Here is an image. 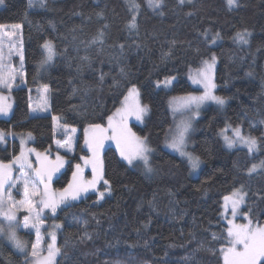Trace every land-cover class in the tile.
<instances>
[{
    "label": "trees",
    "instance_id": "16d2710c",
    "mask_svg": "<svg viewBox=\"0 0 264 264\" xmlns=\"http://www.w3.org/2000/svg\"><path fill=\"white\" fill-rule=\"evenodd\" d=\"M134 2L137 10L131 0H46L33 9L29 0H4L0 25H22L26 84L13 90L11 116L0 118V130L11 134L0 142V160L20 153L16 133H31L36 149L57 152L58 116L81 130L73 161L54 180L55 188H67L74 161L90 156L84 128L106 126L135 86L148 113L131 129L153 150L151 171L104 146L111 195L100 201L92 193L50 218L61 224L57 264H225L231 216L224 198L246 193L239 222L264 225V0H237L235 8L227 0H162L157 8ZM245 32L243 43L237 34ZM48 40L56 57L40 73ZM213 56L215 90L225 103L205 109L197 122L192 149L202 167L193 176L186 159L164 147L173 124L169 98L200 91L193 78ZM166 78L170 89L158 86ZM43 85L51 113L31 117V93ZM227 127L255 138L256 150L226 147L220 132ZM0 243V264H27L31 250L21 254Z\"/></svg>",
    "mask_w": 264,
    "mask_h": 264
},
{
    "label": "snow or ice",
    "instance_id": "6c2138e0",
    "mask_svg": "<svg viewBox=\"0 0 264 264\" xmlns=\"http://www.w3.org/2000/svg\"><path fill=\"white\" fill-rule=\"evenodd\" d=\"M149 7L157 8L162 3V0H147ZM183 2V0H181ZM228 5L234 6L236 4V0H227ZM4 0H0V4H3ZM46 0H29V6L32 7L34 4H38L40 7H44ZM131 7L133 10H137L139 5L131 0ZM17 29L20 25L15 26ZM130 28H135V16L132 17V21L129 25ZM247 33H238L237 36L240 40L245 41ZM246 42V41H245ZM46 49L47 55L43 61H41V66L50 62L54 56L55 51L50 42H46L44 45ZM11 55V53H9ZM21 67H23V55H20ZM3 52L0 50V69L3 68ZM215 64V56L212 57L211 62H204V69L197 72L196 77L193 78L194 83L202 84L204 87V92L202 95H191L189 94L186 97L179 98L182 101L181 106L186 109H194V115H198V110L202 104L207 101H215L218 104L223 105L225 103V99L223 97H219L213 94V89L216 85L212 82V69ZM21 75H23L21 73ZM14 77L9 74V80ZM159 83V82H158ZM165 84L171 83L170 78H166L164 81ZM0 84L11 88V84L7 83L3 75L0 74ZM48 89L45 87L44 92L47 93ZM131 94H138L135 86L130 90ZM127 99V97L125 98ZM176 99V98H174ZM46 106L45 103L41 104L39 107L42 109ZM10 106H2L0 105V112L6 113ZM147 111V106L140 108L137 106L135 109H117V114L121 117L120 124L114 126L113 125V117H108L109 127L113 129L116 133L112 137H103L93 136L92 140H85V144L92 150V157L85 158V165L91 164L93 171V179L87 182L82 180H77L78 175L82 172L81 166L77 164L76 172H73V181L76 183H70L67 188L62 190L59 196H55L50 190V181L55 172L59 171L61 167H63L65 160L64 157H61L57 154L56 163L53 165L51 161H49L47 156H42L40 153H37V159L40 161V167L33 169L31 161L28 159V154L22 149L20 155L15 157L11 164L5 165L0 162V235H4L8 240L12 241L14 245L23 250L25 248V244L17 237L15 228L19 226L16 221V211L17 205L13 204L11 193L5 191V186L14 187L16 184L23 185L24 197L20 203L21 205H26L27 211L31 213L30 216H25L23 219V227L25 229L35 228L37 232V236L39 237V215L40 213L33 210L32 197L38 196L40 197L39 203L43 206V208H50L52 212L56 211V208L59 204L63 203L65 200L71 198L76 199L81 193L87 192L89 188L95 189L96 184L103 179L102 174V164L99 160V150L103 146V140L105 138L116 140L117 147L120 149V155L123 156L129 165H132L134 161L139 160L143 162L147 171H151L149 166V157L148 153L151 151L145 141L139 137H136L134 133L131 132L130 129L127 128L126 118L128 115H135L136 119L139 120L141 118V113ZM54 120H58V117H53ZM92 127L96 132L103 134L106 129L102 128L101 125H92ZM191 127L190 121H182L180 125H177V131L172 136L170 142H168V147L180 152L182 156L188 158L192 169H196L199 167L200 159L199 157H194L191 153L185 152V136L188 129ZM74 131V130H73ZM226 130H222L223 132ZM233 137L224 136L225 142L228 147H233L236 143H242L247 145L249 152L256 150L257 141L255 138L246 137L242 135L240 128L232 129ZM6 133L0 130V141H4ZM31 137V133L28 134ZM23 143V141H22ZM59 143V142H58ZM65 145L71 149V137L67 141H65ZM62 147L64 145H61ZM29 152L35 151L34 149L28 150ZM13 164H19L21 169H27L29 171H22L21 176L18 179H13L11 175V168ZM99 165V168H98ZM264 167V162L260 165ZM257 166L253 165L252 169L249 171H254ZM31 173H34L31 174ZM12 182L9 184V182ZM107 185V181H104ZM42 184L43 190H38L36 185ZM246 193L237 190L233 193V197H225V202L227 206V202L231 199V210L232 216L235 217L237 215V210L240 205L244 203ZM5 196L7 197V202H5ZM104 193H100V197L102 198ZM5 203H7V210H5ZM7 224V231L5 230L4 224ZM232 224L233 222L230 220L228 222ZM228 237H230V243L232 247H229L225 254L226 264H264V227L257 226L256 228L251 227V221L248 225L241 226H233L227 229ZM53 244L48 246V256L45 258L47 264H51L54 256L59 252V249L54 247L55 243V235H52ZM236 245H242V250L238 251ZM32 257H39V252L37 251L36 245H33L32 248Z\"/></svg>",
    "mask_w": 264,
    "mask_h": 264
},
{
    "label": "rangeland",
    "instance_id": "374dc122",
    "mask_svg": "<svg viewBox=\"0 0 264 264\" xmlns=\"http://www.w3.org/2000/svg\"><path fill=\"white\" fill-rule=\"evenodd\" d=\"M190 1H192V0H183L184 3L190 2ZM227 4H228V2H227ZM236 5H237V0H236V4L234 6L230 7L228 5V7L229 8H235ZM2 7H4V3L0 4V8H2ZM31 8L41 9L42 7H40L38 4H34ZM16 25H20V24H2V25H0V50H2V52H3V62H2L3 68L0 69V74L3 75V78L7 83L11 84L10 89L8 87L4 86L3 84H0V93H1L0 95L2 97V106H10V107H8V110L6 113L0 112V118H3V119L9 118L12 114V109H13L14 105L12 107L10 102L12 101L15 104V99H14L12 88H16V87H19V86L26 84V70H25V61H24V40H23V33H22V25H20V27L18 29L15 27ZM248 38H249V35L247 34L245 37L246 42H247ZM238 40L245 43V41H242L239 38H238ZM46 42H50L52 44L54 51H55V56L50 62L44 64L43 66H41V63H40V65H39L40 73H44L45 71H47L51 67V65L53 64L55 57H56V50H55L53 42L49 41V40ZM45 43H44V45H45ZM43 50H44V59H45L47 52H46V49L44 48V46H43ZM9 53H11V55H9ZM21 54L23 55V67H21V60H20ZM21 73L23 75H21ZM9 74H11L14 78L9 80ZM172 82H173L172 79H171V83H168V84H165L164 82H160L158 84V86L164 87L165 89H170L172 86ZM212 82L214 83L213 75H212ZM196 86L200 88V91H195V92H191V93L184 94V95H171L170 96L169 104H170V108L172 110L173 124H172L171 129L168 132V135H167L165 143H164L165 149H167V150L171 151L172 153H175V154L186 159V161L188 162V164L191 168V173L193 176H196L198 174L199 170L202 167V161L200 160L199 167L194 170V169H192L191 164H190L187 157L182 156L180 154V152L168 147L167 145H168V142H170L172 136L176 133L177 125H180L182 121H190L191 127L188 129L186 136H185L184 151L191 153L194 157H198L192 149L193 144H194L193 135H194V132L196 130L197 122H198L199 118L202 116L203 111L205 109H207L211 106L220 108V107H222V105L216 103L215 101H207L200 106V108L198 110V115H194V109H186V108L182 107L181 106L182 101L179 98L186 97L189 94L197 95V96L203 94V92H204L203 85L202 84H196ZM45 87H47V89H48L47 93L44 92ZM135 88L137 89L138 94H131V95L129 94V100L126 102V104L124 106L125 109L131 110V109H135L137 106H139L140 108H143L146 106L142 101L139 89L137 87H135ZM213 94L216 96H219L217 94L215 88L213 89ZM174 98H176V99H174ZM45 99H46V106L42 109L39 106L41 104L45 103ZM30 102L32 103V111L33 112H35L36 110H39L40 113H44V112L47 113L48 111L51 113L49 87L46 85H43V86L35 88L33 90V92L31 93ZM116 113L111 116V117H113V125L114 126L120 124V122H121L120 115H118ZM147 113H148V108H147L146 112L141 113V118L139 120L136 119L135 115H128L127 116V118H126L127 128L130 129L131 132L135 134V136L137 134L133 131L134 129H131L132 124L143 125L146 121ZM56 117H58V116H56ZM90 126H92V125H88L84 128V141L86 139L92 140L93 136L102 135L103 137H112L113 135L116 134L113 131V129L109 127L108 123L106 126H102V128L106 129V131L103 134L96 132ZM232 129H234V128L227 127L225 129H223V130H226L223 132V134H222V131L220 132V137L222 138V141L226 147H228V146L225 142L224 136L227 135L228 137H233ZM80 132H81V130L78 127L62 124L60 122V118L58 120H54V134H55L54 147L56 148L57 152L55 151L54 153H52L53 155L50 154L49 152L40 151V150L36 149L35 146L32 145V141L30 139L32 136L31 137L28 136L29 133H16V134H13V136H12L13 138L17 139L20 142L21 150L23 149L26 152V154H28V159L31 161L33 169L40 167V161L37 159V156H36L37 153H40L42 156H47L49 161H51L53 165L57 162L56 161L57 154L61 157H64L65 163H64L63 167H61L59 169V171L54 173V175L52 176V179L50 181V190L57 197L62 192V190H64L65 188H55L54 187V180L58 176H60L66 170L68 164L71 161H73V159L71 157H73L77 152L78 141L80 139ZM10 135L11 134H6L4 141H0V142L6 143V139L8 137H10ZM69 137H71V149H69L68 146L65 145V141H67L69 139ZM246 137H248V136H246ZM22 141H23V143H22ZM61 145H64V146L62 147ZM106 145H114L117 147L116 140L109 139V138H105L103 140V146L99 150V160L102 164L103 179L100 180L96 184L95 189L89 188L87 192L81 193V195L78 196L74 200L71 198L65 200L63 203H61L57 206L55 212H52L50 208H43V206L39 203L40 197L34 196L31 198L32 204H33V210L40 213V215H39V221H40L39 237L37 236V232H36L35 228L30 227L28 229H25L22 226L24 217L26 215L31 217V213H29L27 211L26 205H21V203H20L22 200L25 199L24 191H23V185L22 184H16L14 187H9L8 185H6L5 191L11 193L12 202H13V204L17 205V208L15 209V211H16V221L18 222L19 226L15 228V231H16L17 237L25 244V248L23 250L18 249L14 245V243L12 241L8 240L4 235H0L1 242L9 245L16 252L21 253V254H28V252L31 250V252L29 253V255L27 257V264H47V261L45 260V258L48 256V246L50 244H53L52 235L54 234L55 235L54 247L56 249H59V252L54 256L51 264H57L58 257L60 254L59 231L61 228V224L59 222H57L56 220L50 219V218H54L61 208L65 207L71 203L78 202V201L86 198L88 195H90L92 193H96L98 195L100 201H104L107 197H109L111 195L110 183L108 182L107 185L104 183V181H107L105 178V174H104V161H103V148ZM239 146L240 147H242V146L247 147V145L238 142L233 147H228V148H235V147H239ZM85 147L89 150L90 156L81 155V160L80 161H74V165L76 166L77 164H79L81 166V169H82V172L78 175L77 180L78 181L82 180L84 182H87V181H90L93 179V171H92V165L91 164L85 165L84 159L85 158L90 159L92 157V150L86 144H85ZM30 149H34L35 151L29 152L28 150H30ZM152 151L153 150H151L148 153L150 168H151L150 154H152ZM19 155H20V153L17 156H19ZM14 158L11 161L0 160V162H2L5 165H8V164H11L13 162ZM132 166H136V167H139L140 169H142L143 171H147L143 162H141L139 160L134 161ZM98 168H99V165H98ZM22 171H29V170L21 169L19 164H13L12 168H11V175H12L13 179L20 178ZM76 171L77 170L75 167V172ZM31 174L34 175V173H31ZM11 183L12 182L10 181L9 184H11ZM70 183H76L75 181H73V177H72V180ZM36 187L38 190H41V191L43 190L42 184H37ZM236 191L237 190H235L234 192H236ZM101 192L104 193V196L102 198L100 197ZM233 193L231 195L232 197H233ZM5 202H7L6 196H5ZM244 202H245V199H244ZM242 205H240L239 209L241 208ZM239 209L237 210V215L235 217H233L232 216V210H231V204L227 203V206H226V203H225V212H227V213L230 212L229 213V215L231 216L230 220L233 222L232 224H229V227L248 225L249 224L250 221L239 222V219L241 218V216H240L241 213L239 212ZM5 210H7V203H5ZM0 219H2V218H0ZM257 226L264 227V225L261 223L251 222L252 228H256ZM4 227H5V230L7 231V224L6 223L4 224ZM31 238H32V243L30 242ZM33 245H36L37 251L39 252V257H32L31 253H32ZM0 247H1V243H0ZM229 247H232V245H229L227 247V249ZM236 248L238 251H240V250H242V245H236ZM224 261H225L224 263L226 264L225 255H224Z\"/></svg>",
    "mask_w": 264,
    "mask_h": 264
},
{
    "label": "crops",
    "instance_id": "0c3cea01",
    "mask_svg": "<svg viewBox=\"0 0 264 264\" xmlns=\"http://www.w3.org/2000/svg\"><path fill=\"white\" fill-rule=\"evenodd\" d=\"M13 89H15V88H12V91H13ZM30 100H31V98H30ZM10 104H11L12 107H13V105H15L14 102H12V101L10 102ZM0 105H2V97H1V95H0ZM48 112L47 113H45V112L44 113H40L39 110H36L35 112H33L32 111V103L30 102V116L31 117H37V116H42V115H45V114H49L50 112L49 113ZM30 139L32 141V137Z\"/></svg>",
    "mask_w": 264,
    "mask_h": 264
}]
</instances>
